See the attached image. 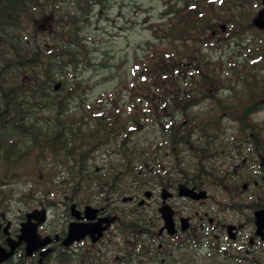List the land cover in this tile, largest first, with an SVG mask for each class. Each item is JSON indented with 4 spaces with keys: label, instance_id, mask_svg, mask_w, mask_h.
Segmentation results:
<instances>
[{
    "label": "flooded vegetation",
    "instance_id": "af4514ba",
    "mask_svg": "<svg viewBox=\"0 0 264 264\" xmlns=\"http://www.w3.org/2000/svg\"><path fill=\"white\" fill-rule=\"evenodd\" d=\"M55 3H62L58 12L68 15L74 1ZM17 5L20 33L25 37L28 32L35 42L36 22L54 20V9L37 17L36 0ZM107 6V0H95L89 17L95 8L102 14ZM51 23L41 29L50 33ZM206 100L226 106L214 96L191 106L177 98L173 148L165 147L160 136L148 139V149L133 148L126 142L132 127L120 129L127 135L118 143L110 139L118 137L116 126L100 127L105 140L89 132L91 137L81 143V137L68 136L69 127H63L57 138L67 137L60 153L52 150V134L38 136L44 141L33 140L36 159L47 172L40 182L23 186L29 190L27 205L15 209L23 201L24 178L0 175V264H264V141L255 140L264 126L237 125L225 135L219 114ZM180 122L189 125L178 126ZM17 139L9 141L14 149ZM104 144L108 149H102ZM53 206L59 222L51 219ZM166 218L174 227L171 233ZM26 223L34 227L39 245L32 253L20 240ZM72 225L85 231L65 243Z\"/></svg>",
    "mask_w": 264,
    "mask_h": 264
},
{
    "label": "trees",
    "instance_id": "16d2710c",
    "mask_svg": "<svg viewBox=\"0 0 264 264\" xmlns=\"http://www.w3.org/2000/svg\"><path fill=\"white\" fill-rule=\"evenodd\" d=\"M72 1L73 9L66 10L68 15H64L58 12L61 7L55 3L56 0H36V16L44 17L54 9L55 19L50 21L52 23L48 30L51 32L37 30L33 42V36H29L28 32L25 37L20 33L23 22L17 17L19 0H0V131L13 128L21 134L31 136V141L36 143L44 140L34 137L52 134L50 141L54 147L60 145L57 135L62 132L61 129L72 125L66 119H72L74 115L63 112L68 109L70 96L77 93L75 99L82 97L85 85L81 80L68 81V68L77 69L84 59L89 60L90 51L82 41L80 31L89 21L95 0ZM259 6L260 0H181L179 4L176 2V8L173 4H167L156 25L157 31L154 32L157 42L148 49V65L142 66L138 73H133V80L138 79L139 83L122 80L123 89H116L112 94L116 98L111 99V106L108 107L113 112L110 119L106 118L104 107L90 104H81L80 108L90 113L80 114L78 119L94 117L93 127L98 132L102 129L100 127H104L105 131L116 126L117 131L132 127L133 133L143 125V120H152V124L162 131L159 141L164 142L165 147L173 148L177 134L174 115L177 98L189 106L194 105L214 96L208 95L203 90L204 87L224 82V60L221 56L213 58L203 50H217L230 44L240 45L245 51L244 58L237 59L234 55L228 57L229 80L243 69L253 73L248 85L254 91L263 83V75L258 70L249 69L256 68V63L252 60L258 57L261 60L257 63V69L261 70L264 66V30H256L250 22L255 8ZM221 24L226 25L225 34L220 29ZM215 33H219L221 37L215 38ZM57 80L61 81L62 94L54 90L53 85ZM148 81L151 82L149 85ZM152 86L155 87V94L170 95L145 100L133 98L136 94L147 93ZM181 87L186 90L180 91ZM121 91L132 95L131 98H123ZM261 92L257 99L252 95L251 102L243 108L242 125L264 126L263 123L260 125L247 119L249 115L264 108V90ZM198 95L202 96L197 97ZM219 104L224 103L220 101ZM99 109L102 112L96 114L95 111ZM224 109L230 110V107ZM49 110L51 114H47ZM126 121L130 125L124 126ZM187 123L180 122L178 126H188ZM50 126L57 128L51 131L38 129ZM76 130L78 129H69L73 134H76ZM257 134L258 138L255 140L264 141V130L258 129ZM43 147L46 144L41 148ZM133 147L136 146L133 144ZM148 148L150 146L141 145L137 149Z\"/></svg>",
    "mask_w": 264,
    "mask_h": 264
},
{
    "label": "rangeland",
    "instance_id": "374dc122",
    "mask_svg": "<svg viewBox=\"0 0 264 264\" xmlns=\"http://www.w3.org/2000/svg\"><path fill=\"white\" fill-rule=\"evenodd\" d=\"M71 1L72 0H67L68 3H71ZM107 1L108 6L102 14H99L97 12L98 8H95L91 17H89V21L80 31V37L90 51L89 60L86 61L84 59L83 63L78 64L77 69L74 67L68 68V81L81 80L85 85V91L82 97H76L75 99L77 94L75 93L73 96H70V102L67 104L68 113L74 115V117H72L74 120L71 121L72 125L68 129H78L76 130V136L81 137L77 139L80 140V143L88 141L87 138L84 137H91L88 135L89 132L95 133L94 137H98L100 140L104 139V137L95 129V126L93 127V123L95 122L94 117L82 120L78 119L80 114L90 113V111H83L80 108L81 104L86 106L90 104L95 105L96 107H104L106 109V118L110 119L113 112L110 111L108 107L111 106V99L116 98V96L112 95L113 92L116 89H123L121 88L122 80H126L127 83L134 81L133 77L135 78V75L133 73L139 71L142 66L148 65V63H146V56L148 54V49L150 50L152 44L157 42L154 32L157 31L156 25L160 22V18L163 14L162 12L166 9L168 1H171L176 8V2L179 4L181 0ZM58 7L62 8V3H59ZM63 7L68 8L69 6L64 5ZM70 8L72 10L73 5H71ZM257 9L258 7L255 8L254 13ZM49 23L48 19H45L44 22L38 20L36 25L41 28V26L44 27V25H48ZM36 25L35 29L37 33V30L40 28L38 29ZM214 36L215 38L221 37L219 33H215ZM245 44H243L244 47H247ZM247 49H249V47H247ZM203 52L208 53V55L213 58L221 56L224 60V64L222 65L224 69L222 71L224 82L204 87L203 90H206V93L208 94H213L215 97H218V99L220 98L221 101L225 103L226 106H219L213 102H207V100L204 101L207 107L210 106L209 104H212L211 109L219 114V124L225 130L223 134L227 135L234 130L235 126L242 125V110L251 102L250 99L252 98L250 97L252 95L257 99V95L262 94L261 91L264 90V80L262 81L263 83L258 86L257 91H254L250 85H248L253 75V73L248 70L242 69L239 73L235 74L231 80H229V71L227 69L229 67L228 57L234 55L237 59H243L245 51L240 45L230 44L227 47L223 46L217 50L208 49L206 51L203 50ZM260 60L259 57L253 59L252 62L256 63V68L249 67V69L252 71L258 70V72L263 75V77H261L264 79V66L261 70L257 69L259 67V64L257 63H259ZM262 60L264 62V59ZM248 63L250 64V62ZM56 82L61 81L57 80ZM134 82L137 84L139 83V80L136 79ZM150 83L151 82L148 81L147 85ZM251 85H253V83ZM177 88L178 87H176V89ZM61 89L62 88L59 87L55 91L62 94ZM154 90L155 87L152 86L147 93L136 94L133 98L145 100L147 98H159L170 95L155 94ZM184 90H186L184 87L180 88V91ZM120 94L123 98L129 99L132 96L126 91H121ZM82 99L85 100L82 102ZM224 107H230V110L227 111L225 109V113L222 111V109L224 110ZM95 112L96 114L101 113L102 110L99 109ZM51 113V110H49V113L47 114ZM174 115H176V112ZM247 119L255 123L257 122V124L260 125L262 123L264 124V108L257 113L249 115ZM141 123L143 125L137 128L134 133H131V137L126 141L132 142L136 146L133 148H139L141 145H145V147L149 145L152 146L151 141L148 139L154 137V141H157L155 137H161L162 131L159 127L152 124V120H143ZM128 124L129 121H126L124 126H128ZM72 126H76V128H73ZM79 130L81 131L80 133H78ZM67 133L68 136L73 135L69 130H67ZM116 133H119L118 137H115V139H113V137L110 138L116 143L127 135V133L122 130H118ZM26 135L27 134H21L16 130L9 129L0 132V175L6 177V173H14L20 175L17 177L24 178V181H21L22 186L20 185L21 199L23 201L21 200L22 203H19L15 209L29 203V190L23 186L25 184L28 186L34 185V183L40 182L37 180L40 179L41 173L42 175H45L47 172L44 165H42V162H37V156L35 153L37 148L33 145V142L31 143L29 141V138ZM67 135L58 137L60 145L52 147L53 152L60 153L62 151V146L65 144V137H67ZM13 137L18 138L12 143L17 144L16 149L9 144L10 139ZM34 138L37 139L38 136ZM108 141L109 140H106V142ZM102 149L106 150L108 149V146L104 144ZM38 152L43 154L44 148H38ZM58 156H60V154H58ZM3 160H7V162L5 164L1 163ZM47 167L51 170L49 164ZM55 183L56 182H52V184ZM58 197L59 196L56 194L52 199L55 200ZM55 208L56 206H53V210L50 212L51 219L52 221L56 219L59 222L60 216L54 210Z\"/></svg>",
    "mask_w": 264,
    "mask_h": 264
},
{
    "label": "water",
    "instance_id": "95a60500",
    "mask_svg": "<svg viewBox=\"0 0 264 264\" xmlns=\"http://www.w3.org/2000/svg\"><path fill=\"white\" fill-rule=\"evenodd\" d=\"M251 22L256 28L264 30V0H261V8L258 9V11L256 12L255 16L252 18ZM222 29H224V27ZM59 86H60V82H57L54 87L56 89H58ZM169 221L170 220H168L166 218L165 227L171 233V232L174 231V227L171 224L169 225V223H170ZM84 231H85V229L82 228L81 226H78V225L70 226V229H69V232H68V236H67V238L65 239L64 242L65 243H69L72 240L79 238V236H81ZM20 240H23V241L26 242L25 249H26L27 253H31L32 251L36 250L37 246H39L36 243L37 236L35 234L34 227L31 226V225H27V223L25 225H22V227H21ZM2 251L3 250H1V248H0V254H3ZM11 252H12V250L10 252H8V254L11 253Z\"/></svg>",
    "mask_w": 264,
    "mask_h": 264
},
{
    "label": "bare ground",
    "instance_id": "6f19581e",
    "mask_svg": "<svg viewBox=\"0 0 264 264\" xmlns=\"http://www.w3.org/2000/svg\"><path fill=\"white\" fill-rule=\"evenodd\" d=\"M221 28H223V27H221Z\"/></svg>",
    "mask_w": 264,
    "mask_h": 264
}]
</instances>
